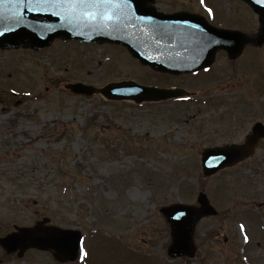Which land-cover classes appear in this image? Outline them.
I'll return each mask as SVG.
<instances>
[{
    "label": "rangeland",
    "instance_id": "1",
    "mask_svg": "<svg viewBox=\"0 0 264 264\" xmlns=\"http://www.w3.org/2000/svg\"><path fill=\"white\" fill-rule=\"evenodd\" d=\"M173 1L215 27L258 35L256 16L236 0H205L211 18L201 0ZM126 80L195 97L135 105L67 89ZM255 122L264 124V42L234 61L218 52L208 71L177 78L107 44L0 53V237L47 218L82 235L85 258L66 264H264V141L231 169L210 178L200 170L202 149L240 142ZM201 190L218 215L197 224L193 259L172 260L159 209L196 205ZM0 264L59 263L49 252L17 258L0 248Z\"/></svg>",
    "mask_w": 264,
    "mask_h": 264
},
{
    "label": "water",
    "instance_id": "2",
    "mask_svg": "<svg viewBox=\"0 0 264 264\" xmlns=\"http://www.w3.org/2000/svg\"><path fill=\"white\" fill-rule=\"evenodd\" d=\"M258 16L260 26L255 38L240 32L218 30L208 25L201 17L187 14L163 15L144 6L143 0H128L118 26L93 27L76 20L71 10L63 15L51 11L20 10L22 19L17 22L13 14L14 3L0 5V50L19 47L39 50L49 46L54 39L64 41L103 43L125 47L133 58L157 72L180 75L194 73L211 65L214 54L224 50L230 59L237 58L248 43L260 46L264 42V0H241ZM66 17H70L69 22ZM7 29V30H6ZM167 33V35H164ZM76 94H101L110 101L133 100L161 102L186 95L180 89L144 87L133 82L112 83L102 89L80 84L70 86ZM264 137V127L257 123L242 145H226L203 150L201 168L204 177L231 167L248 158L258 141ZM247 145V147H244ZM233 148L242 149L233 151ZM198 207L175 204L160 210L170 226L171 244L168 256L192 258L195 254L193 234L197 223L216 211L207 197L199 193ZM37 223L33 228L16 229V232L0 239V246L7 253L19 250L18 256L30 249L54 251L58 260L73 261L78 252L80 234L77 231L43 227Z\"/></svg>",
    "mask_w": 264,
    "mask_h": 264
},
{
    "label": "snow or ice",
    "instance_id": "3",
    "mask_svg": "<svg viewBox=\"0 0 264 264\" xmlns=\"http://www.w3.org/2000/svg\"><path fill=\"white\" fill-rule=\"evenodd\" d=\"M128 0H0V5L14 3L17 11L13 14V18L19 22L22 17L20 10L27 9V11H51L53 15H63L65 10H71L76 20L81 23L90 24L93 27H109L118 26L123 17L122 13L127 7ZM204 0H201L203 3ZM211 11V10H209ZM66 19L71 21L70 17ZM7 30V29H6ZM3 35V32H0ZM167 35V33H164ZM247 147V145H244ZM233 151H240L242 149L233 148ZM243 225L241 229L243 230ZM248 236H244V241L248 242ZM78 256L82 261L85 258V251L82 247L83 241H79Z\"/></svg>",
    "mask_w": 264,
    "mask_h": 264
},
{
    "label": "flooded vegetation",
    "instance_id": "4",
    "mask_svg": "<svg viewBox=\"0 0 264 264\" xmlns=\"http://www.w3.org/2000/svg\"><path fill=\"white\" fill-rule=\"evenodd\" d=\"M161 2L164 3V6L166 9H168V12H178V11H189V7L188 6H179L178 5V1H173V0H161ZM158 3H160V1H158ZM151 5L156 4V0H151Z\"/></svg>",
    "mask_w": 264,
    "mask_h": 264
}]
</instances>
